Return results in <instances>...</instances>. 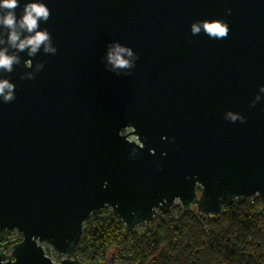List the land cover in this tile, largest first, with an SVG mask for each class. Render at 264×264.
<instances>
[{
	"label": "water",
	"instance_id": "water-1",
	"mask_svg": "<svg viewBox=\"0 0 264 264\" xmlns=\"http://www.w3.org/2000/svg\"><path fill=\"white\" fill-rule=\"evenodd\" d=\"M33 2L50 9L55 52L0 43L20 61L0 72L16 95L0 96V232L22 234L0 264H83L84 225L104 207L134 231L177 202L206 216L264 205V0ZM205 20L228 36L194 35ZM116 44L133 52L119 75Z\"/></svg>",
	"mask_w": 264,
	"mask_h": 264
},
{
	"label": "trees",
	"instance_id": "trees-1",
	"mask_svg": "<svg viewBox=\"0 0 264 264\" xmlns=\"http://www.w3.org/2000/svg\"><path fill=\"white\" fill-rule=\"evenodd\" d=\"M19 241L0 232L6 252ZM111 254L115 264H264V205L258 197L234 200L206 216L177 204L134 231L104 207L85 223L77 257L83 264H112Z\"/></svg>",
	"mask_w": 264,
	"mask_h": 264
},
{
	"label": "clouds",
	"instance_id": "clouds-1",
	"mask_svg": "<svg viewBox=\"0 0 264 264\" xmlns=\"http://www.w3.org/2000/svg\"><path fill=\"white\" fill-rule=\"evenodd\" d=\"M19 5L20 0H0V29H2L0 30V43H4V37H6L7 43L12 49L18 52L30 49L29 57H34L41 45L45 46L46 52H55V49L50 47V32L47 29H40V22H46L50 17L49 7L44 3L31 0L24 5L23 14L18 18L16 9ZM202 29L210 38H226L229 34V25L224 21L210 22L205 20L192 25L194 35ZM24 32H27L28 35L21 39ZM131 58H133L132 50L120 44L110 48L107 57L108 63L112 66V70L117 72V75H119L118 70L133 67ZM19 62V57L10 54L7 48L0 49V72H13V65L19 64ZM31 63V60H28L25 65L30 67ZM21 79L24 77L21 76ZM0 96L3 97L5 103H10L16 99L15 85L10 83L8 79H0ZM229 115L233 122L238 118L242 122L246 121V118L231 113Z\"/></svg>",
	"mask_w": 264,
	"mask_h": 264
},
{
	"label": "rangeland",
	"instance_id": "rangeland-1",
	"mask_svg": "<svg viewBox=\"0 0 264 264\" xmlns=\"http://www.w3.org/2000/svg\"><path fill=\"white\" fill-rule=\"evenodd\" d=\"M129 131V130H127ZM180 204L179 202H177L175 205ZM195 208V207H194ZM141 227V226H140ZM138 229V228H137ZM2 234H4V236L7 237H11L12 239H17V238H21L22 240V234L18 231V230H11V231H4L1 232ZM45 250L47 252V254L56 262H59L62 259V256L53 248L52 245L45 243L44 244ZM114 252V251H113ZM7 253H10V250L7 251ZM113 259L112 264H115L116 260H115V255L111 254L110 255V259Z\"/></svg>",
	"mask_w": 264,
	"mask_h": 264
}]
</instances>
